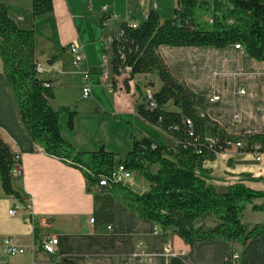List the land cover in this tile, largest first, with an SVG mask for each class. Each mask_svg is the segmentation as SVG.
Returning <instances> with one entry per match:
<instances>
[{"label":"crops","instance_id":"crops-1","mask_svg":"<svg viewBox=\"0 0 264 264\" xmlns=\"http://www.w3.org/2000/svg\"><path fill=\"white\" fill-rule=\"evenodd\" d=\"M32 2L0 0L18 26L34 30L41 78L51 81L55 91L52 108L58 111L70 107L76 112L73 130L68 127L66 114L60 118L64 139L78 151L93 152L105 147L120 157L131 151L136 138L146 137L158 145L174 148L176 143L169 136L137 112L145 95L161 88L156 73L131 77L127 72L114 76L110 67L109 80L104 81L101 76L103 56L112 59L111 52L106 54L111 34L118 31L122 22L142 24L152 8L160 15L158 0H53V11L39 17L32 13ZM104 7L114 16L107 26L103 24ZM72 43L82 46L86 58L78 67L68 51ZM158 52L172 74L196 94V107L201 114L230 135L264 134V62L251 59L235 46L226 49L161 46ZM87 72L91 97L83 99ZM214 97L218 100L211 101ZM166 109L174 107L169 104ZM0 137L13 153L21 156L22 170L12 179L18 197L6 194L0 182V264H187L182 257H165L168 246L174 252L188 251L189 264H233L236 253L240 254L238 264H264V237L245 246L208 240L191 247L173 230H162L141 219L118 200L113 202L109 220L103 213L96 216L94 193L87 190L83 172L38 150L41 147L27 135L1 60ZM258 156L238 151L234 146L214 160L205 161L203 171L197 173L220 193L236 184L264 191V153L259 160ZM138 176L143 185L134 189L132 177L131 188L141 192L147 184ZM28 203L32 204V214L26 207ZM10 210H15L13 216L9 215ZM247 216L250 220H245ZM243 222L264 223V213L254 212L248 206ZM47 236L59 240L55 254L46 253L42 247ZM7 239H12L25 253L8 256ZM141 245L148 255L144 261L139 255Z\"/></svg>","mask_w":264,"mask_h":264},{"label":"trees","instance_id":"trees-1","mask_svg":"<svg viewBox=\"0 0 264 264\" xmlns=\"http://www.w3.org/2000/svg\"><path fill=\"white\" fill-rule=\"evenodd\" d=\"M52 11L53 0H33L35 17ZM118 28L111 34L106 51L112 53V73L121 76L129 72L131 77L158 75L161 88L153 93L155 107L144 102L137 112L176 146H161L142 137L134 139L131 151L123 157L105 147L93 152L78 151L62 136L60 122L66 114L68 127L73 130L76 112L70 107L58 111L52 108L55 91L52 82L42 79L38 71L34 30L18 26L8 8L0 3L2 70L29 138L46 155L83 172L87 190L94 193L96 216L103 213L109 220L113 202L118 200L141 219L162 230H173L191 247L208 240L245 246L264 237V223L243 222L248 206L254 212L264 213V191L236 184L220 193L197 173L203 171L205 161L232 150L236 143H241V147H236L238 151L263 154L264 134L230 135L201 114L196 107V94L172 74L158 52L161 46L215 49L239 46L251 59L264 62V0H176L171 19L162 20L152 8L142 24L122 22ZM169 104L174 110L166 109ZM15 156L0 137V182L6 194L18 197L12 187ZM118 164L144 179L147 186L143 191L112 182ZM101 178L109 184L100 186Z\"/></svg>","mask_w":264,"mask_h":264},{"label":"built area","instance_id":"built-area-1","mask_svg":"<svg viewBox=\"0 0 264 264\" xmlns=\"http://www.w3.org/2000/svg\"><path fill=\"white\" fill-rule=\"evenodd\" d=\"M103 13H104L103 24L107 26L110 22H112V20L114 19L113 18L114 16L112 14H110L107 7L103 8ZM110 43H111V36H110ZM235 47L237 49H241L239 46H235ZM68 51L74 56V65L76 67L83 65L86 62L85 56L82 55V46L80 44L72 43L71 45L68 46ZM102 67H103V70L101 73L102 79L104 81H108L109 76H110L109 68L111 67V60L109 59V57L107 55L103 56ZM38 71L40 73L42 72L41 65H39ZM84 81L86 82V85L82 89V96H83V99H88L91 97V86L89 84V73L88 72L84 75ZM240 93L244 94V91L241 90ZM217 100H218V97H214L211 101H217ZM144 102L146 103V105H148L151 108L155 107V102L153 100V93H150V92L147 93L145 95ZM234 146L239 148V147H241V143H236ZM38 150L43 151L42 148H39ZM258 155L259 156L257 157V159L259 160L261 154H258ZM12 173H13V175H20L22 173L21 156L19 154H16V156H15V166L12 170ZM132 177H133V172L127 170L123 164H118L114 168V171L112 173L111 178H112V182L121 183L123 185H131ZM108 184H109V182L107 179L101 178L99 181L100 186H107ZM143 190H144V188L142 189V191ZM26 207L28 210H31V214H32V204L28 203L26 205ZM14 214H15V210L9 211V215L13 216ZM90 223L93 224L94 219H91ZM44 224H47V223H44ZM108 231H112V227H108ZM58 244H59V240L55 236H47L42 241V247L45 250V252L48 254H55ZM5 248H6V254L8 256H15L17 254L25 253L24 249H21V248L15 246L12 239H7L5 241ZM144 250H145L144 246L141 245L139 255H140L142 261H144V259L148 256L144 252ZM164 255L167 258L176 257V256L182 257L187 261V264H189L190 253L188 251L182 250L179 252H174L168 246L164 250ZM239 260H240V254L236 253L233 257V264H238Z\"/></svg>","mask_w":264,"mask_h":264},{"label":"rangeland","instance_id":"rangeland-1","mask_svg":"<svg viewBox=\"0 0 264 264\" xmlns=\"http://www.w3.org/2000/svg\"><path fill=\"white\" fill-rule=\"evenodd\" d=\"M158 6L160 10V16L163 20L171 19L173 18L174 9L176 7V0H158ZM202 19H205L202 15H200ZM101 68L102 67V61H101ZM133 181H134V189L138 190L140 185H143V180L138 176V174L133 175ZM250 216H247L245 220H250L248 218ZM247 222V221H246Z\"/></svg>","mask_w":264,"mask_h":264}]
</instances>
